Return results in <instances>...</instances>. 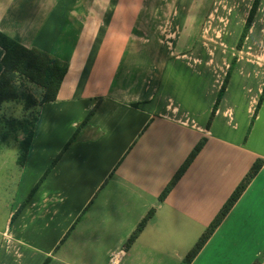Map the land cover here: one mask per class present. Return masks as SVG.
Here are the masks:
<instances>
[{"label":"crops","instance_id":"obj_1","mask_svg":"<svg viewBox=\"0 0 264 264\" xmlns=\"http://www.w3.org/2000/svg\"><path fill=\"white\" fill-rule=\"evenodd\" d=\"M206 3L0 0L1 32L69 64L56 100L38 107L24 164L21 138L13 137L21 181L18 189L14 183L13 206L0 211V264H181L254 163L264 161V100L252 132L234 141L213 130L222 113H234V106L222 109L230 84L210 127L182 105L157 98L158 57L163 67L166 57L187 56L174 48L178 35L195 24ZM4 53L0 47V74ZM263 88L248 105L251 119ZM201 139L206 145L162 201ZM151 210L152 218L127 246ZM263 251L264 164L192 264H254Z\"/></svg>","mask_w":264,"mask_h":264},{"label":"rangeland","instance_id":"obj_2","mask_svg":"<svg viewBox=\"0 0 264 264\" xmlns=\"http://www.w3.org/2000/svg\"><path fill=\"white\" fill-rule=\"evenodd\" d=\"M253 2L254 0H209L195 24H187L185 30L178 35V44L174 48L178 53L185 49L186 53L183 54L187 56L181 59L166 57L161 67L163 58L160 55L153 71V79L158 74L160 76L157 80V98L165 102L170 99L172 104L182 105L194 114L199 123H207L226 74L235 61L229 94L222 107L225 110L228 106H234V113L230 116L222 113L213 128L219 135L234 141H240L252 132L249 125L252 119L247 109L250 101L257 99V90L264 84V9L257 11L249 34L239 47ZM176 28L174 25L169 26L172 35H175L173 32ZM23 88L27 95L34 94L39 101L42 99L39 88L30 84ZM8 103H13V106ZM7 104L3 109L6 117L32 119L35 114L25 109V101ZM22 137L19 134V138ZM205 145V140H199L192 152L196 147L203 148ZM0 149V161L5 162L4 165L0 164V211L4 215L13 199L18 196L21 178L17 176L15 160L19 145L12 138L7 144L0 145ZM16 182L17 187L14 186Z\"/></svg>","mask_w":264,"mask_h":264},{"label":"trees","instance_id":"obj_3","mask_svg":"<svg viewBox=\"0 0 264 264\" xmlns=\"http://www.w3.org/2000/svg\"><path fill=\"white\" fill-rule=\"evenodd\" d=\"M262 0H254L252 7L249 12V16L243 28V32L241 34L239 40V47H241L246 40L250 29L253 25L255 16L260 7ZM0 47L4 49V56L1 61L2 64V72L0 74V143L8 140L9 138L19 140V134L23 137L19 140L20 145V164H24L29 149L32 144V140L34 137V129L36 126V122L38 120V107L45 103H49L55 101L58 95V92L61 88L62 82L68 73L69 64L59 60L56 57L51 56L50 54L36 49V48H27L22 45L17 40L11 38L10 36L4 34L0 31ZM235 66V61H233L232 66L229 68L226 77L223 81V84L219 90L217 101L214 104L213 110L211 112V116L207 127H210L218 109L222 102V99L226 93L227 87L229 85L232 71ZM30 84L40 89L38 91L42 99L39 101L38 98L34 94H29L25 92V85ZM29 100V102H26ZM264 100V88L263 92L258 101L257 107L254 111L252 117V128L253 123L256 120L259 109ZM25 101V109L31 110L32 113H35L32 116V119L24 118V119H16L6 117L3 113V109L7 102H16L21 103ZM96 107L91 110L84 121L77 128L75 133L68 140L66 145L64 146L61 153L57 156L56 159L52 162L50 167L47 169L45 174L42 176L40 181L35 185V187L30 192L27 200L24 202L22 209L28 204V202L32 199L36 191L40 188L44 180L51 173V171L56 166L57 162L60 160L62 155L66 152V150L72 146L81 130L88 124L91 117L95 112ZM201 147H196L195 150L191 153L189 158L185 161V163L181 166L177 174L173 177L171 182L168 184L160 199L163 201L168 194L172 191L174 186L180 180V178L184 175V173L189 168L190 164L196 158V156L201 151ZM264 164L263 160H257L253 167L250 169L249 173L245 176V178L241 181L238 187L234 190V192L230 195L220 212L211 222L209 227L200 237L194 248L187 254L185 259L181 264H192L194 259L198 256L201 250L204 248L206 243L218 229V227L222 224L226 216L229 214L234 205L238 202L242 194L246 191L250 183L256 177V175L262 169ZM154 211L151 210L143 221L139 224L137 229L131 234L127 241V246H131L138 239L148 221L152 218ZM264 261V251L262 254L256 259L254 264H262Z\"/></svg>","mask_w":264,"mask_h":264},{"label":"built area","instance_id":"obj_4","mask_svg":"<svg viewBox=\"0 0 264 264\" xmlns=\"http://www.w3.org/2000/svg\"><path fill=\"white\" fill-rule=\"evenodd\" d=\"M114 263V262H113Z\"/></svg>","mask_w":264,"mask_h":264}]
</instances>
